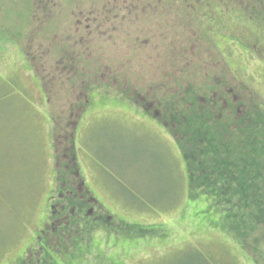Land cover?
<instances>
[{
    "label": "rangeland",
    "instance_id": "rangeland-1",
    "mask_svg": "<svg viewBox=\"0 0 264 264\" xmlns=\"http://www.w3.org/2000/svg\"><path fill=\"white\" fill-rule=\"evenodd\" d=\"M172 1L0 0V264L31 256L59 185L100 222L40 261L264 264L188 186L155 124L169 99L221 121L264 111V18L233 28L222 5L199 4L196 18Z\"/></svg>",
    "mask_w": 264,
    "mask_h": 264
},
{
    "label": "trees",
    "instance_id": "trees-1",
    "mask_svg": "<svg viewBox=\"0 0 264 264\" xmlns=\"http://www.w3.org/2000/svg\"><path fill=\"white\" fill-rule=\"evenodd\" d=\"M183 2L187 6L181 5ZM230 2L231 0H174L170 6H178L179 10L187 8L188 13L199 18V4L209 5L214 9H217L215 6L222 5L235 22L233 28H248L247 23L240 21L246 16L251 19L264 18V0H233L232 4ZM236 24L238 26H235ZM238 44L242 49L246 48V44ZM225 94L221 93L223 97H226ZM169 100H164L166 104L161 107L164 112L161 109L160 118L155 119L175 140L185 163L188 186L207 196L212 205L222 212L225 232L238 239L242 248L254 251L261 245L264 249L263 108L254 103L255 108H249L243 115L235 117L237 121L228 117L221 121L211 115L210 109L198 104L195 98L191 99L189 110L179 108L177 103ZM213 101L215 102L214 98ZM227 101L228 99L224 100L226 103ZM207 106H210V103ZM141 111L142 116L150 117L147 116L146 110ZM168 123L173 128L171 132L167 130ZM54 176L55 180L62 184L63 179L59 177L58 172ZM57 192L59 193L54 195L51 204L47 202L42 210L45 216L42 213L41 220L45 226L40 230L36 244L30 250L31 256L27 260L23 257L18 264H55L47 253L40 261L43 248L48 247L49 250L60 253L58 246L68 245L64 236L75 234L78 229L80 233L89 231V224L93 226L92 223L95 225L100 222L88 213L85 214L81 205L76 204L74 196L66 194L69 192L68 188L64 189L59 185ZM49 199H52V196ZM54 221H58L55 228L51 226ZM244 239L247 242H244ZM35 251L39 254L38 257L34 255Z\"/></svg>",
    "mask_w": 264,
    "mask_h": 264
},
{
    "label": "crops",
    "instance_id": "crops-1",
    "mask_svg": "<svg viewBox=\"0 0 264 264\" xmlns=\"http://www.w3.org/2000/svg\"><path fill=\"white\" fill-rule=\"evenodd\" d=\"M156 125H158V123H155Z\"/></svg>",
    "mask_w": 264,
    "mask_h": 264
}]
</instances>
